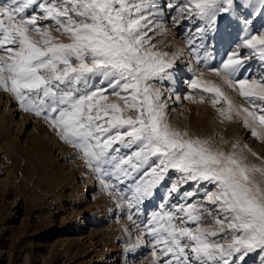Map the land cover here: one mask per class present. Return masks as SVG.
Wrapping results in <instances>:
<instances>
[{"label":"snow or ice","instance_id":"1","mask_svg":"<svg viewBox=\"0 0 264 264\" xmlns=\"http://www.w3.org/2000/svg\"><path fill=\"white\" fill-rule=\"evenodd\" d=\"M243 6L241 0H0V90L42 118L116 207L127 209L137 230L129 251L147 246L150 264H244L250 253H264V156L238 139L222 147L173 125L171 97L157 84L173 80L184 50H163L149 36L163 9L177 13L176 23L203 21L201 46L207 34L235 23L243 37L207 70L222 83L193 68L194 91L186 99L210 104L221 122H238L264 143V71L243 74L253 59L264 69V25L256 29L250 20L254 13L264 17V0L248 4L254 12L241 24ZM189 54L197 63L209 55L202 58L196 47ZM161 186L158 210L138 224L134 217Z\"/></svg>","mask_w":264,"mask_h":264},{"label":"rangeland","instance_id":"2","mask_svg":"<svg viewBox=\"0 0 264 264\" xmlns=\"http://www.w3.org/2000/svg\"><path fill=\"white\" fill-rule=\"evenodd\" d=\"M241 3L244 6L238 14L242 24L244 15L254 12L248 4H257L258 0ZM176 15L169 9L160 10L153 17L155 31L149 32L161 49L184 50L173 71V80L157 84L165 92V99L171 97V122L194 135L211 137L222 147L226 146L223 141L238 139L264 156V143L240 123L221 122L210 104L186 99L194 91L189 87L193 68L222 83L207 70L219 66L225 51L235 48L232 42L239 43L236 38L243 37V32L233 23L227 30L221 28L219 33L207 34L201 46L197 26L202 29L205 23H176L172 19ZM236 16L234 13V20ZM250 20L256 29L264 25V17L255 13ZM213 35L215 39L207 38ZM191 47H196L202 58L209 54L207 59L197 63L189 54ZM262 71L260 62L253 59L243 74L258 75ZM225 90L238 104L246 103L231 90ZM175 179L176 175H170L169 180ZM165 193L161 186L146 208H141L134 217L138 224L158 210ZM136 232L127 219V209L116 207L76 151L60 140L42 118L23 111L10 93L0 90V264H150L152 257L147 246L129 251ZM244 264H264V253H250Z\"/></svg>","mask_w":264,"mask_h":264}]
</instances>
